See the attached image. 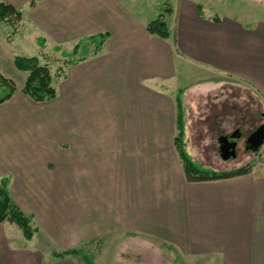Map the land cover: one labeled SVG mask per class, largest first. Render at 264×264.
Segmentation results:
<instances>
[{
	"label": "crops",
	"instance_id": "obj_1",
	"mask_svg": "<svg viewBox=\"0 0 264 264\" xmlns=\"http://www.w3.org/2000/svg\"><path fill=\"white\" fill-rule=\"evenodd\" d=\"M135 3L39 0L26 12L31 45L44 37L45 48L72 49L108 37L64 67L51 101L34 102L21 88L0 104V181L34 228L27 240L15 224H0V264H79L52 254L106 233L193 264H264V144L248 174L187 182L173 143L182 92L185 150L203 165L190 151L192 95L179 80H199L192 89L203 94L242 85L264 118V9L245 22L213 1L177 0L170 37L160 39Z\"/></svg>",
	"mask_w": 264,
	"mask_h": 264
},
{
	"label": "rangeland",
	"instance_id": "obj_2",
	"mask_svg": "<svg viewBox=\"0 0 264 264\" xmlns=\"http://www.w3.org/2000/svg\"><path fill=\"white\" fill-rule=\"evenodd\" d=\"M32 1H34L32 4L34 6L39 0H0L2 3L12 5L21 14L19 22H16L13 16L8 17V20H0V76L11 81L15 91L23 88L28 75L27 72L16 67V58H35L40 65L47 66L52 85L53 83L55 85L59 81L56 79L63 76L66 65L73 64L80 61L82 57L91 55V45L86 48L90 52L89 54L84 55L82 53L84 49L81 46V49L74 56H70L74 49V47L71 49L70 46L74 43L70 44L68 42L60 47L45 48L44 37L42 36H40L42 38L35 39V44L31 45L30 40L27 39L31 33L24 28V24L26 27L28 23L24 22H26L25 15L31 7L30 3ZM210 1L214 2L213 7L219 13L233 14L241 20L244 19L245 22L259 16L260 10L264 9V0H206V3ZM176 3L177 0H136L135 7L137 13L145 19L151 20L163 15L169 28L173 29L172 20L168 17V14L164 13V10L175 7ZM179 81L188 87L187 94L192 95L187 105L186 122L190 130V151L198 158L200 157L203 164L201 167L214 172H222L237 170L248 165L253 166L260 157L262 147L255 152H245L242 146L243 140H240L237 157L228 161L223 160L217 154L215 148L218 135L216 133L220 126L224 125L221 129L223 134L228 135L232 130L239 129L246 135L249 130L264 122L258 104L248 88L238 84L234 86L224 85L219 89H213V91L203 94L204 89L203 91L198 87L192 89L194 83L199 80ZM171 84L173 85V83ZM227 103H231L229 105L232 108L231 111L226 109ZM195 104H198L199 107L197 108ZM175 112L177 115V106ZM227 113H229V116H227ZM231 113H233L232 116ZM201 114L203 115L200 116ZM202 119L209 121L210 124L204 125ZM211 126L213 128H210ZM15 137V133H10L11 141H15ZM203 155L207 161L204 160ZM204 165H207V167ZM30 226L32 228L31 224ZM32 229L34 230V228ZM113 235L112 233H106L100 239L81 242L80 245H76L68 251L78 253L74 254L75 256L72 258L79 264H160L162 259L169 264H193L184 260L181 255L171 252L165 246H155L156 248H153L150 245L122 244L121 239H115ZM81 253H84L85 256H78Z\"/></svg>",
	"mask_w": 264,
	"mask_h": 264
},
{
	"label": "trees",
	"instance_id": "obj_3",
	"mask_svg": "<svg viewBox=\"0 0 264 264\" xmlns=\"http://www.w3.org/2000/svg\"><path fill=\"white\" fill-rule=\"evenodd\" d=\"M33 3L34 1L30 3V6H33ZM164 13H170V9L167 8L166 10H164ZM11 16L14 17L16 22H19L21 19V14L17 9H15L10 4L0 2V20H8V17ZM146 30L150 35L158 37L160 39H168L170 37V31L167 27L163 15H159L155 19L150 21L146 26ZM107 37L108 33H102L80 40V42L74 47L70 56L76 55V53L81 49V46L84 49L82 53L84 55L89 54L90 52H88V50L86 49L88 45L92 46L90 54H96L101 49ZM85 58L86 57L84 56L81 58V60ZM15 65L21 71H25L28 73L21 90L26 97L37 103L48 102L56 97V89L52 85L51 76L47 66L40 65L35 58H16ZM14 91L15 88L12 82L3 79L0 76V104L9 100ZM181 95L182 92L178 93V96L176 97L177 134L174 137L173 143L181 160L186 181H213L248 174L252 167L249 165L233 171L214 172L203 168L192 161L191 157L185 150L184 109L182 105ZM6 184V178L0 181V224L4 222L15 224L21 230L24 238L30 240L34 233V230L30 226L31 217L26 216L11 200L6 190ZM74 254L78 253L75 251H65L62 253H53L52 257L63 258L67 255Z\"/></svg>",
	"mask_w": 264,
	"mask_h": 264
},
{
	"label": "flooded vegetation",
	"instance_id": "obj_4",
	"mask_svg": "<svg viewBox=\"0 0 264 264\" xmlns=\"http://www.w3.org/2000/svg\"><path fill=\"white\" fill-rule=\"evenodd\" d=\"M262 125H264V122L259 123L253 129L249 130L246 135H244L239 129H236L233 132H231V134H229V135H225V136L219 137L217 142H218V151H219L220 157H221V148H222V146H224V148H225L226 145L229 146L231 144H234L235 153H236V157H237V153H238V150H239V146L238 145H239V141L240 140H243V143H242L243 151H245V152H255L252 149H250V147H249L250 144L247 142V139ZM230 151H231V149H228V150L226 149L224 152L228 153ZM235 158H229V159H235ZM229 159H225V161H228Z\"/></svg>",
	"mask_w": 264,
	"mask_h": 264
},
{
	"label": "water",
	"instance_id": "obj_5",
	"mask_svg": "<svg viewBox=\"0 0 264 264\" xmlns=\"http://www.w3.org/2000/svg\"><path fill=\"white\" fill-rule=\"evenodd\" d=\"M247 142L250 144L249 147L253 151L258 150L264 143V125L260 126L248 139ZM231 149L230 152L226 153L225 150ZM235 148L234 144H231L229 146H222L221 148V158L222 159H229V158H235Z\"/></svg>",
	"mask_w": 264,
	"mask_h": 264
},
{
	"label": "bare ground",
	"instance_id": "obj_6",
	"mask_svg": "<svg viewBox=\"0 0 264 264\" xmlns=\"http://www.w3.org/2000/svg\"><path fill=\"white\" fill-rule=\"evenodd\" d=\"M260 149V148H259Z\"/></svg>",
	"mask_w": 264,
	"mask_h": 264
}]
</instances>
